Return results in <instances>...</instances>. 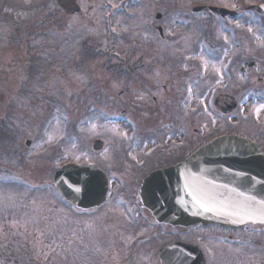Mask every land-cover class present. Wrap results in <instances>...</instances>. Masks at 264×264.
I'll return each mask as SVG.
<instances>
[{
  "label": "rangeland",
  "instance_id": "obj_1",
  "mask_svg": "<svg viewBox=\"0 0 264 264\" xmlns=\"http://www.w3.org/2000/svg\"><path fill=\"white\" fill-rule=\"evenodd\" d=\"M259 1L77 0L80 11L66 13L56 0H0V117L7 116L23 154L20 160L10 145L0 146V252L20 249V264H105L101 253L89 252L115 234L116 202L110 195L96 209L70 208L57 194L53 170L72 159L105 169L115 164L133 136L132 124L123 122L148 121L155 103L150 114L141 106L153 95L166 103L169 93L189 85L191 117L196 107L219 127L227 117L214 116L208 104L218 91H236L244 97L234 111L237 129L264 125V98L245 97L249 84L264 89V12L244 9ZM202 3L238 15L191 11ZM123 60L130 71L127 64L117 71ZM121 108L127 118H120ZM95 137L104 141L100 150L91 147ZM127 175L117 174L112 186ZM125 180L132 187L139 177Z\"/></svg>",
  "mask_w": 264,
  "mask_h": 264
},
{
  "label": "flooded vegetation",
  "instance_id": "obj_2",
  "mask_svg": "<svg viewBox=\"0 0 264 264\" xmlns=\"http://www.w3.org/2000/svg\"><path fill=\"white\" fill-rule=\"evenodd\" d=\"M63 3L67 7L71 6L70 0H63ZM162 87L165 85L162 84ZM185 88L186 90L181 88L179 91L169 93L166 103L161 102L155 95L152 96L151 102L142 103L141 109L149 114L152 110L151 105L155 103L148 121L139 122L134 117L136 120L134 138L126 139L124 144L126 148L123 147V152L115 164H110L111 166L106 169L103 167L109 177L124 174L126 170L130 175L125 178L139 177L137 185L129 187L127 181L120 182V185H117L119 186L117 193L113 191L111 194L119 200L115 203L120 215L119 220H114L115 234L112 237H97L99 238L97 242L101 244L98 243L92 252H89L101 253L99 258L105 264H162L165 259V264H182L184 261L181 260L186 255L188 264L196 262L197 264H264V223L247 222L235 227L217 223L172 224L157 220L140 200V183L147 173L154 168L185 159L196 147L215 135L237 132L249 140L256 141L264 150V125L251 131L238 130L237 117L234 115L236 109L228 113L217 111V116L227 117L226 122L219 127L213 126V119L211 121V118L207 117L205 120L204 111H196L195 120L200 125L191 124L193 119L188 104L189 85ZM226 93L228 94L218 100L219 106L224 107L230 103L231 95L238 102L242 99L240 93L236 91H226ZM262 95L264 96V89ZM121 111L127 112V109L121 108ZM147 142L149 144H146ZM87 232L88 229L85 240L86 248L89 250L87 238L90 235ZM157 239L163 242L157 245ZM190 247H193V251L189 250ZM20 252V249L8 245L7 249L0 252L2 263L20 264L19 257H22L18 256Z\"/></svg>",
  "mask_w": 264,
  "mask_h": 264
},
{
  "label": "water",
  "instance_id": "obj_3",
  "mask_svg": "<svg viewBox=\"0 0 264 264\" xmlns=\"http://www.w3.org/2000/svg\"><path fill=\"white\" fill-rule=\"evenodd\" d=\"M246 8L262 12L264 0ZM193 10L216 11L221 15L234 13L213 5H196ZM156 17H160V13ZM158 28L161 30V26ZM25 142L29 144L30 140ZM98 145L100 140L95 142V146ZM53 181L66 199L84 207L101 202L107 189V178L102 170L72 162L57 169ZM246 197H254L257 205L264 201V153L235 134L216 137L186 160L153 170L141 186L143 202L158 219L181 224L201 221L237 225L261 221L239 214L240 206L249 203ZM197 200L210 202L214 210L200 207ZM192 248L189 250L193 251ZM183 257L182 264H188L187 255Z\"/></svg>",
  "mask_w": 264,
  "mask_h": 264
},
{
  "label": "snow or ice",
  "instance_id": "obj_4",
  "mask_svg": "<svg viewBox=\"0 0 264 264\" xmlns=\"http://www.w3.org/2000/svg\"><path fill=\"white\" fill-rule=\"evenodd\" d=\"M261 107H264V105ZM245 199L249 203L240 206L239 214L248 218H258L261 220V222H264V201H259L257 205L254 197H246ZM197 203L200 205V207L205 208L207 211L214 210L210 202H202L201 200H197Z\"/></svg>",
  "mask_w": 264,
  "mask_h": 264
},
{
  "label": "trees",
  "instance_id": "obj_5",
  "mask_svg": "<svg viewBox=\"0 0 264 264\" xmlns=\"http://www.w3.org/2000/svg\"><path fill=\"white\" fill-rule=\"evenodd\" d=\"M120 66H117L119 68ZM117 71H119L117 69ZM120 72V71H119ZM8 118L7 116L0 117V146L5 143L7 145H10L12 147V152L15 156H19L20 160H23L21 156L22 154V148L17 145L15 142V139L11 136V126L8 123ZM22 154V155H21Z\"/></svg>",
  "mask_w": 264,
  "mask_h": 264
}]
</instances>
